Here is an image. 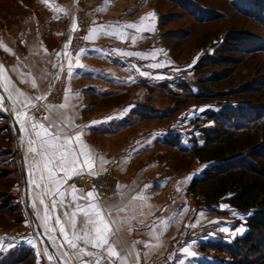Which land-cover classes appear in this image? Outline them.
I'll return each instance as SVG.
<instances>
[{
	"label": "crops",
	"instance_id": "0c3cea01",
	"mask_svg": "<svg viewBox=\"0 0 264 264\" xmlns=\"http://www.w3.org/2000/svg\"><path fill=\"white\" fill-rule=\"evenodd\" d=\"M154 2L155 0H111L110 4L105 5V0H47V3L45 0H0V42L12 49V52H5L3 46H0V63L7 69L18 63L26 67L37 65L32 69L34 75L38 69L50 74L43 81H37L41 89H47L58 71L52 68V64L63 62L67 67V61L56 53H63L65 43L71 39L68 48L70 59L74 63L79 56L87 70L74 68L71 78L66 72L60 73L66 83L63 85L61 99L56 104L63 101L64 91L70 88L72 103L77 105L76 123L87 125L83 128L82 140L89 150L109 161L105 165L108 171L102 172L98 177L105 179L108 176L115 187L117 184L129 186L148 197L143 209L144 225L133 224L135 230L127 234L131 243L148 241L150 245H155L151 249L144 244L135 245L136 250L142 253L141 264H213V257L208 253L211 245L209 246L207 237L202 233L218 230V234H224V237L212 240L230 239V230L220 231L229 226V223H225L221 215L199 209L188 193L191 181L188 178H193L191 171L182 172L168 162L164 138L167 136V129L172 130L175 125H156L155 120H163L144 115L147 112L144 104L148 101L150 88H158L165 82L173 85L177 75L190 73L189 68L182 69L177 65L180 63L170 55L168 63L171 67L166 72L162 69L167 65V60H159L158 56L165 55L166 49L161 44L159 16L154 9ZM79 13L83 16V23L76 19ZM150 13L155 14L154 19L141 20ZM97 14L101 15L100 20H96ZM73 23L76 24L75 29L72 27ZM126 23H136L140 31L125 29L124 37L100 34L90 41L82 39L93 27ZM148 25L153 26V30H144ZM80 30L83 34L76 36V32ZM21 40L25 43H21ZM80 49L84 51L80 52ZM123 52L142 55L125 56ZM153 52L155 56H152ZM17 55L21 58L20 61L16 59ZM141 72L146 75H141ZM7 75L26 95L35 93L30 84L21 83V78L15 73L8 71ZM75 93H79V96L76 97ZM7 109L16 116L14 103ZM31 114L38 119L44 115L34 112ZM21 131L18 138L21 152L19 169L24 194L25 176L31 209L57 253V245L62 241L56 224L57 213L50 212L45 224L42 218L43 206H34L37 190L33 187V177L30 175L32 159L27 146L28 133L22 128ZM69 176L72 178L65 187L75 184L77 188L85 189L78 184L82 177L73 176L72 173ZM116 190L115 188L102 196L111 198ZM51 200V196L45 198L49 206ZM153 223L156 225L154 231L158 239L150 237L145 227ZM17 230L18 241L15 245L34 248L40 256L39 240L32 232L31 223L26 220ZM239 235L241 234L232 237ZM176 239L180 240L179 245L174 244ZM185 247L195 255L184 253Z\"/></svg>",
	"mask_w": 264,
	"mask_h": 264
},
{
	"label": "snow or ice",
	"instance_id": "6c2138e0",
	"mask_svg": "<svg viewBox=\"0 0 264 264\" xmlns=\"http://www.w3.org/2000/svg\"><path fill=\"white\" fill-rule=\"evenodd\" d=\"M110 3L111 0H105V5ZM154 15L150 13L141 20L154 19ZM72 27L75 29L76 24L73 23ZM125 29L140 31L136 23L101 25L91 28L88 35L82 39L90 41L100 34L124 37ZM144 30H153V26H145ZM20 42L25 43L23 40ZM70 44L71 39L65 43L63 53H56L67 61V67L63 62L52 64V68L58 69L55 80L60 79L59 74L62 72H66L71 78L74 75V68L86 69V66L80 62L79 56L75 58L74 63L70 59L71 54L68 52ZM0 46H3L2 42ZM3 50L12 52V49L7 46H3ZM83 51L80 49V52ZM122 54L142 55L135 52ZM152 56H155V52ZM16 59L20 61L21 58L17 55ZM157 66L159 65H149V67ZM36 67L35 64L26 67L18 63L7 69L0 63V110L14 103L18 122L28 133L27 146L32 159L30 175L33 177V187L37 190V201L34 206H43L42 218L45 224L50 212L57 213L56 224L59 226L62 241L57 245V255L51 254L47 248L44 249V255L49 262L55 260L58 264H141L142 253L136 250L135 245L144 244L149 249L154 248L155 245H150L148 241L131 243L127 234L135 230L133 224L144 225L143 209L148 197L141 191L119 184L111 198L101 195L99 189L104 187L103 184H100L99 188L93 184L91 190L77 188L75 184L64 186L72 178L69 173L78 177L87 175L89 178H95L102 172L108 171L105 165L109 161L89 150L82 140L83 128L87 125L82 126L76 123L77 105L72 103L73 94L70 88L64 91L62 102L45 103L51 95L53 85L50 83L47 89L40 88L37 81H43L50 74H47L46 70L38 69L37 74L34 75L32 69ZM8 71L20 77L21 83L30 84L35 93L29 96L21 91L7 75ZM140 74L146 75L143 72ZM74 95L78 97L79 93ZM41 109L44 112L41 118L38 119L31 114ZM188 179L191 180L192 177ZM48 196L52 197L50 206L45 201ZM227 207V205L221 206L222 209ZM145 227L150 237L158 239L154 231L156 228L154 223ZM220 231L228 232L229 229L222 228ZM244 231L243 227H239L232 234H243ZM53 243H55L54 239ZM183 251L187 255H195L188 247H185ZM143 255L147 256L148 253Z\"/></svg>",
	"mask_w": 264,
	"mask_h": 264
},
{
	"label": "trees",
	"instance_id": "16d2710c",
	"mask_svg": "<svg viewBox=\"0 0 264 264\" xmlns=\"http://www.w3.org/2000/svg\"><path fill=\"white\" fill-rule=\"evenodd\" d=\"M241 1L246 6L239 7L240 11L264 22V0ZM252 9H255L256 13H253ZM211 19L208 17V20ZM165 21L166 15H159V32ZM163 36L166 35L163 33ZM225 41L234 46V50L248 43L250 37L246 33L233 32L229 33ZM257 51H264V46L250 53ZM220 56H209L196 63L195 72L199 71L202 74L200 77L196 75L190 77L191 81L180 82L181 91L174 90L169 82L162 83L160 87L169 98L164 109L157 108L150 102L151 93L155 90L151 89L148 101L144 104V109L147 110L144 115L167 121L179 115L184 108H188L189 104L186 103L191 99L203 104L214 100L218 102L220 110L208 112L207 118L214 120L215 126L204 129L202 135L204 143L187 147L181 144L180 134L166 136L164 138L166 157L175 151L183 157L192 156L203 163H210L201 176L192 178L188 187L189 194L194 196L197 204L201 206L199 208L213 207L220 202H226L235 210L247 214L246 231L242 235L236 236L230 242L212 244L219 250H227L231 255L232 259L224 264H264V93H261L264 92L262 89L264 83H251L250 94L241 86L226 89L225 86H221L222 89H217L215 83H224V80L230 77L229 74L224 73L222 76L215 71L209 74V67L219 63V59L225 58L224 55ZM246 94L248 96L243 97ZM8 154L9 158L18 156L15 149ZM6 158L2 160L5 161ZM167 158L169 163H175L174 157ZM11 161L13 165H7L8 171H3L0 175L4 180L1 191L6 189L14 191L21 181L19 166L14 165L13 159ZM178 166L180 165L174 164L176 169L185 170L177 168ZM2 199L0 222L7 220L22 223L25 205L21 198L10 193ZM34 251L27 247L11 249L7 254H0V259L3 263L13 262L12 260L24 263L36 259Z\"/></svg>",
	"mask_w": 264,
	"mask_h": 264
},
{
	"label": "rangeland",
	"instance_id": "374dc122",
	"mask_svg": "<svg viewBox=\"0 0 264 264\" xmlns=\"http://www.w3.org/2000/svg\"><path fill=\"white\" fill-rule=\"evenodd\" d=\"M245 6L246 5L241 0H155L154 9L158 13V16L166 15V21L160 28L159 32L161 36V44L165 47L166 54H159L158 59L162 60L165 58V60H167V65L162 69L166 72L169 69L168 67H171L168 63L170 55L173 60L180 63L177 65L182 67V69L189 68L190 70V73H187L186 75L181 73V75L179 74L176 76L173 82L174 90L181 91L182 88L179 87L180 82L186 80L189 81V78H193V76L200 77L202 73L199 71L195 72V64L200 62V60L213 55H217L218 57L224 55L225 58L219 59V63L209 67V74L212 71H215L222 76L224 73L230 75L228 80H224V83L214 84L217 86V89H222L223 87L221 86H225V89L231 86L235 88L241 86L250 94L251 83H264V51L250 53V51H253L260 46H264V22L257 20L248 13L240 11L239 7L243 8ZM252 12L256 13V10L252 9ZM79 15L82 16L80 13L77 14V20ZM98 15L99 14L95 16L96 20H99L97 18ZM99 16L101 17V15ZM208 17L209 19L210 17L212 19L208 20ZM202 19L207 20L204 22L197 21ZM233 32L249 34L250 41L242 44L239 49L233 50L234 46L227 44L225 41V38L229 33ZM163 33L166 35L165 37H162ZM228 48H230V50ZM244 50L247 52L244 53ZM262 89L264 90V84ZM244 96L247 97L248 94L243 95V97ZM151 97L152 99L150 102L157 106V108L164 109L168 105L169 98L166 97V94L160 87L155 88L154 92L151 93ZM186 104H189L188 108H184L179 115L168 119L167 121L159 122V120H155L154 122L156 125H169L173 123L175 128L173 127L172 130L167 129V136L178 133L180 134L181 144L187 147H192L196 143H204L202 136L204 129L206 130L209 127L215 126V121L207 118L208 112H218L220 106L215 100L203 104L201 102L196 103L194 99H191L190 101H187ZM201 109H203V111H200ZM0 148L1 175L3 171H8L6 168L7 165H13V162L11 161L12 159L15 166H19V159H21L16 127L5 108L0 110ZM13 149L18 152V156L16 158H9L10 156L8 153ZM171 153L167 154V157H174V164L180 165L177 168L181 167L182 169H185L182 172L191 171L193 178L196 175L201 176L204 170L210 165V163H203L198 158L192 156L183 157L175 151H172ZM4 157H7L5 161L2 160ZM170 164L174 166V164ZM3 182L4 180L0 178V204L3 202V196L14 193V196L20 197L25 205L26 201L23 180L21 179L16 187L18 189L15 188L14 191L11 189L1 191V189H3L1 185ZM8 182L9 181H7V183ZM192 197L198 208L201 207L197 204L194 196ZM222 205H227L228 207L222 209ZM199 209H204L217 215H221V217H223L222 219L225 220V223H229V226H226V228H229L230 230V239L221 238L220 240H212L216 238L218 239L221 236L224 237V234H218L220 233L218 230H207L202 233V235L207 237L209 246L211 245L208 253L213 257V264H224L226 261L232 259L231 255L227 250H219L212 246V244L221 241L230 242L236 237H232V232L239 227H243L246 231L245 216L247 214L245 215L244 213L235 210L226 202H220L213 207H203ZM233 213H236V215H233ZM22 217L24 218V221L20 224L7 220H2L0 222V230L6 232L14 231L13 233L15 236L13 239H6L5 242L0 240V254H7L11 249L18 250L19 248L23 249L24 247L34 249L29 246L15 245L18 241L17 228L28 220L31 223L32 232L35 233L39 240L41 257L37 255L36 250L34 249L36 254L35 260L33 259L31 261L30 259L24 263H17L12 260L13 262L3 263L2 259H0V264H58L55 260L49 262L44 255V249L47 248L49 250V248L43 236L38 231L31 210L26 205ZM49 252L51 253L50 250Z\"/></svg>",
	"mask_w": 264,
	"mask_h": 264
},
{
	"label": "built area",
	"instance_id": "2783aa9c",
	"mask_svg": "<svg viewBox=\"0 0 264 264\" xmlns=\"http://www.w3.org/2000/svg\"><path fill=\"white\" fill-rule=\"evenodd\" d=\"M77 18L81 23L84 22L82 16L79 15ZM97 18L100 20L101 17L98 15ZM82 34H83L82 30L76 32V36H80ZM59 75H60L59 80H55L54 79L55 76L53 77V81H52L53 89H52L51 95L48 96V100L45 103H57L60 101L61 95L63 92V85L66 83V80L63 78L64 77L63 74H59ZM34 113L41 114L44 112H43V109H41L40 111H35ZM78 184L87 190H91L93 187V184H95L98 188L100 184H103L104 187L99 189L101 195L109 194L112 191H114L116 188L115 184L111 182L108 176H106L105 179H101L99 177L89 178L87 175H85L84 177L78 180ZM13 232L14 231L6 232L4 230H0V240L6 241V239L8 238L9 239L15 238ZM179 243H180V240L178 239L174 241L175 245H178Z\"/></svg>",
	"mask_w": 264,
	"mask_h": 264
},
{
	"label": "water",
	"instance_id": "95a60500",
	"mask_svg": "<svg viewBox=\"0 0 264 264\" xmlns=\"http://www.w3.org/2000/svg\"><path fill=\"white\" fill-rule=\"evenodd\" d=\"M6 111L8 112L9 116L12 118L13 122H14V125L16 127V133H17V136L18 138L21 136L22 134V131H21V127L19 125V122L15 116V114H13L12 112H10L7 107H5ZM25 175V174H24ZM24 181H25V186H26V193H25V201H26V205L29 207V209L31 210L32 212V216H33V220L38 228V231L39 233L43 236L49 250L51 251V253L53 255H57L53 245L51 244V242L47 239V237H45V234H44V230L43 228L41 227L37 217L35 216L34 212L32 211L31 209V205H30V200H29V193H28V182H27V178L24 176Z\"/></svg>",
	"mask_w": 264,
	"mask_h": 264
},
{
	"label": "bare ground",
	"instance_id": "6f19581e",
	"mask_svg": "<svg viewBox=\"0 0 264 264\" xmlns=\"http://www.w3.org/2000/svg\"><path fill=\"white\" fill-rule=\"evenodd\" d=\"M46 237V236H45ZM58 263V262H57Z\"/></svg>",
	"mask_w": 264,
	"mask_h": 264
}]
</instances>
